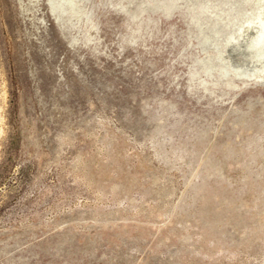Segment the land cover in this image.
<instances>
[{
  "label": "rangeland",
  "instance_id": "obj_1",
  "mask_svg": "<svg viewBox=\"0 0 264 264\" xmlns=\"http://www.w3.org/2000/svg\"><path fill=\"white\" fill-rule=\"evenodd\" d=\"M263 5L0 0V264H264Z\"/></svg>",
  "mask_w": 264,
  "mask_h": 264
},
{
  "label": "bare ground",
  "instance_id": "obj_2",
  "mask_svg": "<svg viewBox=\"0 0 264 264\" xmlns=\"http://www.w3.org/2000/svg\"><path fill=\"white\" fill-rule=\"evenodd\" d=\"M244 24H246V27H241L240 29L242 34L241 40L235 46L241 52L248 51L250 53L249 60L245 63H259L261 60H264V5L262 7V12L258 13L255 18L245 21ZM232 48L233 47H231V49Z\"/></svg>",
  "mask_w": 264,
  "mask_h": 264
}]
</instances>
